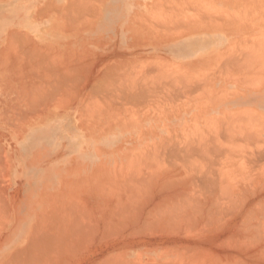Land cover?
<instances>
[{"label": "bare ground", "instance_id": "6f19581e", "mask_svg": "<svg viewBox=\"0 0 264 264\" xmlns=\"http://www.w3.org/2000/svg\"><path fill=\"white\" fill-rule=\"evenodd\" d=\"M71 1L76 2V0H69V5H70ZM77 1H80V0H77ZM80 2H83V0H81ZM91 2H93V1H91ZM181 2H183V1H181ZM76 3H78V2H76ZM87 3H89V2H86V5H87ZM174 3L176 4V2H174ZM178 3H179V1L177 2V5H178ZM55 4H52V5L50 4V7L53 5H54L53 8L56 7L57 5L55 6ZM92 4H94V3H92ZM181 4L179 3V6H181ZM204 4L205 3H203V5ZM67 5H68V3H67ZM190 5H189V7H190ZM193 5H195V4H193ZM203 5H202V7H203ZM70 6H72V5H70ZM161 6H163V5L161 4L160 7ZM179 6H178V8H180ZM46 7L50 8L48 6H46ZM63 7H65V6H63ZM81 7L83 10V6H81ZM196 7H198V6H196ZM196 7H195V9H196ZM261 7H262V4H261ZM173 8H175V7H173ZM213 8L214 7H212V9ZM58 9H60L59 6L56 8V12L59 11ZM77 9L79 10L80 7ZM188 9H190V8H188ZM202 9H204V8H202ZM202 9L200 10L201 12H202ZM209 9H210V7H209ZM3 10H4V13L14 15L13 18L16 20L14 25L17 28L34 31L33 33H31V34H34L33 38L30 35L25 33V36L27 37V39H29V41L32 42V45L37 46L39 48L41 47V50H44V51H46V50L52 51L55 47H57V46H54L55 44L53 45L51 42L48 44L46 43L49 40L45 37V35H47L46 29L49 28L46 26V24L48 22L47 23L46 22H39V21L36 22L34 20L35 14L40 15V14L45 13L43 9H41V11H39V12L36 11L37 12L36 13L35 10H33V8L30 5H28V3L24 2V1L19 2V0H8L6 3H3L0 0V12ZM104 10H105V8H104ZM157 10L159 11V8ZM175 10H176V8L174 9V11ZM216 10H217V8H216ZM51 11L52 10L49 9L48 12H51ZM164 11L170 12V9L169 10L166 9ZM76 12H77V17H78L81 12L80 13H78V11H76ZM189 12H190V10H189ZM194 12H196V11H194ZM247 12H248V10H247ZM70 14H72V12ZM100 14H101V12H100ZM165 14H166V12H165ZM191 14H192V16H195V15H193L192 11H191ZM194 14H197V13H194ZM218 14H220V13L218 12ZM222 14H220V15H222ZM189 15H188V17H189ZM80 16L83 17L82 13ZM116 16H118V15H116ZM239 16H241V15H239ZM159 17H160V15H159ZM217 17H219V16H216L215 18H217ZM73 18H75V17H73ZM124 18H126V16ZM231 18H233V17L231 16ZM194 19L192 21H194ZM77 20H78V18H77ZM181 20H182V18H181ZM186 20L189 21L188 18ZM217 20H218V18H217ZM72 21H74V20H72ZM75 21H76V19H75ZM183 21H184V19H183ZM67 22H70V21H67ZM159 22L156 21V23H158V24L155 26H158L159 24H160L159 25L160 27L165 25V23L164 24L162 23L163 25H161V22H163V21L160 20ZM202 22H204V20L201 21V23ZM206 22H208V21H206ZM70 23H69V25H70ZM82 23H83V21H82ZM184 23H182V24H184ZM195 23L199 24L200 21L194 22L191 25L188 23L185 24V25H187V27L189 26L188 28L184 27L182 25L183 28L180 27L181 30L179 28V30L181 32H179L178 34H175V35H169L168 34L171 37L169 48L172 51H174L173 55H175V54L181 55L180 57H177L176 59L174 57V61H176L180 65H177L176 62H175L176 64H174V62L169 61V60L167 61V63L164 62V63H166V65L168 64L167 65L168 68H169V64H170L171 66L174 65L173 68L179 70L180 72L181 71L187 72V68L185 66H195V65L197 66L198 64H204V63L206 65V63L207 64L210 63V60H211V59L209 60V58H207V57H210L209 54L210 53L213 54L215 51H219L225 46L224 35L222 33L225 31L223 29H221L220 27L214 26L215 23H211V22H210L211 24L208 23L210 25H205L206 23L205 24L202 23L204 26H197V24L195 25ZM193 24H194V26H193ZM179 25H181V24H179ZM177 27H179V26H176V28ZM156 28H158V27H156ZM161 29H163V28H161ZM164 29H166V27ZM168 29H169V26H168ZM167 30H165V31H167ZM2 31H0V32L2 33ZM152 31H153V29H152ZM169 31H170V29H169ZM53 33H54V31H53ZM172 34H174V32ZM158 35H157V37H158ZM160 35H162V34H160ZM165 35H167V34H165ZM53 40H54V38H53ZM29 41H28V44L30 45ZM55 41H56V39H55ZM246 41H247V39H246ZM26 42L27 41H25V43ZM240 42H242V41H240ZM243 44H246V43L244 42ZM259 44L260 43H257L258 48H260ZM25 45H27V44H25ZM239 45H241V44L239 43ZM239 45L237 44V46H239ZM256 46L254 48H256ZM23 47H25V46H23ZM241 47L238 50L242 49ZM233 48L234 47H232V50H233ZM237 48H235V49H237ZM258 48H256V50ZM262 48H264V47H261V49ZM21 49H23V48H21ZM25 49H27V48H25ZM32 49H35V48L33 47ZM248 49H250V48H248ZM24 51H26V50H24ZM24 51L22 52V54H24ZM33 51L34 50H32V52ZM35 51H34V53H35ZM226 51H225V56L227 55ZM53 52H54V50H53ZM235 52L238 53L239 51H235ZM16 53H14L15 54L14 57H16V55H17ZM48 53L49 52H47V54ZM250 53H252V52H250ZM262 53L264 54V52H262ZM29 54H31V53H29ZM44 54H42V55H44ZM77 54H79V53H77ZM234 54H236V53H234ZM50 55H51V53H50ZM239 55H237V56H239ZM258 55H260V53ZM31 56H33V55L28 56L27 59L30 58ZM37 56H38V53H37ZM40 56H39V58H40ZM57 56H59V55H57ZM89 56H91V55H89ZM237 56H235V55L233 57L230 56V58H232V60L226 59L227 63L229 61H231V62L233 61L232 62L233 67H235L238 63L241 62L242 57H243V62L244 61L246 62L247 59H248V61L250 60L249 54H247V56H248L247 58H246V56L244 57V54L243 55L241 54L240 62L237 63V61H234V59H233L235 57L238 58ZM83 57H82V59H83ZM117 57H119V56H117ZM255 57H260V56H257V54H256V56H254V58ZM17 58L18 57H16V59ZM53 58H54V56L52 57V59ZM76 58H79V57H76ZM244 58H246V60H244ZM24 59H26V58H24ZM19 60H21V59H19ZM254 60H253V62H254ZM16 61L14 59L15 63H17ZM60 61H62V60H60ZM133 61L131 59V64ZM163 61L164 60H162V62ZM222 61H225V58ZM238 61H239V59H238ZM248 61L246 63H248ZM258 61H259V59H258ZM31 62H33V60ZM51 62H53V61H51ZM92 62H94V60L91 61V63ZM156 62H158V61H156ZM253 62L250 60L249 63H253ZM80 63L83 64V62H80ZM164 63L162 64L163 66H164ZM222 63L220 64L221 66L219 65L220 69H219L218 75H222L225 72V73H228L227 74V76H228L229 74H231V72H233V71L230 72V70H232V69L236 70L235 68L238 67V65H237V67L232 68L231 63L230 64L228 63L227 65L224 63L226 66H229V65H231V66L227 67V69L230 68V70L228 69L229 71L227 69H224V72L222 71L223 72L222 73L221 67H222V70H223V67L225 68V66H222ZM235 63H237V64L235 65ZM246 63L241 62V65L239 64V67L240 66L243 67V68H240L242 71L238 70L239 72L241 71L240 74L244 71H247L244 73H249L250 70L253 69L252 68L253 66L251 67L248 64L246 66H242V64L245 65ZM255 63H258V62H255ZM20 64H21V62H20ZM57 64H59V63L57 62ZM73 64H75V63H73ZM87 64H88V62H87ZM104 64H105V62H104ZM160 64L155 66V67H160ZM25 65L27 66V64H25ZM41 65H39V66H41ZM102 65L100 66V68L102 67ZM127 65H128V63H127ZM153 65H155V64H153ZM36 66H37V64H36ZM125 66H126V62H125ZM167 66H164V67H167ZM46 67H47V65H46ZM50 67H51V65L49 67H47V69H49V70H47V69L46 70H47V72L51 71V72H49V75H51L52 77H54V74H57V73H55V71L58 72V70L60 71L59 68H61V67H58V68L56 67L55 68L56 70L54 71L53 70L54 67H52L53 69H51ZM118 67L119 66H117V68ZM164 67L161 66V68H163V70L161 69V71L159 72V73H161L162 76L160 74H158V72H157L158 68L157 69L155 68L156 72H157V73L155 72L156 74L152 73L153 71L152 72L150 71L151 72L150 74L151 75L154 74L155 77H158V75H160V77H159L160 79L156 78V80L159 79L158 81H161L163 78L162 72L164 71ZM254 67H259V66L254 65ZM17 68H18V66H17ZM40 68L41 67H39V68L37 67L34 73L36 74L37 73L36 71L39 70ZM63 68H65V67H63ZM135 68H136V66H135ZM104 69H107V68H104ZM130 69H131L130 66L128 69L129 71L124 68V72H122V73H125V70H127L128 73L126 72L125 74H129ZM259 69H261V68H259ZM263 69L264 68H262V70ZM40 70H39V72H40ZM65 70H67V67L65 68ZM133 70H134V67H133ZM177 70H176V72H177ZM197 70L202 71L199 69H197ZM203 70H204V68H203ZM255 70L256 69H253V71H255ZM72 71L74 72V70H72L71 68L70 69L68 68L67 71L63 70L64 73L58 72L57 75H59L60 73H63V74H61V76L63 75L65 77L63 80L61 79L62 81L57 82L58 84L56 82H55L56 84L55 83L53 84V82L59 78L52 79V84H48V85L46 84V81H45V83L42 82V83H44V85L46 84L45 86L39 82L40 86H41V84L43 85L40 88H39V86H37L38 87L37 89L38 90L40 89L39 91L34 87L35 92L37 90L36 93H39V94H37L38 99L36 97H34V98H36L37 100H45L47 107H46V105H44V107H46V108L49 107V109H46L40 105L41 109L44 108L46 111L48 110L46 113L41 114L39 112H36V108L33 106H30L31 110H30V108L28 109L27 105L29 103L32 104V101L35 99H33L31 97L27 101H24L25 100L24 99L23 101L25 103L24 102L23 103L26 105V106L25 105L24 106L27 107L25 109V111L27 109L28 110H27V113L25 112V114H24L25 116L22 114V112H21V115H19L20 117L22 115L24 116V117H22L25 120L24 122H22L23 124L21 126H18V127H15V126L12 127V125H11V128H8L5 130H0L1 131L0 132V264H264V185H261V184L253 185L250 183L249 186L247 184L235 185L234 188H232V186H228L230 183L228 185H226L227 179L225 180L223 178V177H225L224 166L221 167V165H223V159L225 160V157L227 155L229 156L230 154H232L231 152H234V151L230 152V148H227V146H225L226 143H231L229 141L231 136L226 137L227 135H229V132L228 131H226V133L225 132H219V130L223 131V129H225V128H223V127L220 128L217 124V126L220 128V129L218 128L219 133L215 132L217 130H215L214 133H213V131H211V133L214 134L211 136L209 134L211 129L209 131H207V132H209L208 134L212 138H210V136H209V139H208L207 138L208 136L206 137V134L204 136V134H201V132H200L201 137L199 136V138L195 137V136L189 137V135H188V138L185 137L183 140H181V138H180V141L172 142L171 141L172 139H179V137L176 136V132H175L174 136L170 133V129L168 131L166 130V134L168 136L167 135L166 136H163V135L160 136V135L156 134L159 126H163L165 128H167L169 126L167 124H163L162 122H159L158 118H159V116L162 117L165 114L169 115L168 113H170V111L169 112L168 111H164V112L145 111V114H142L141 116H139V114L132 116L130 113H128L130 110L135 111V109H138L139 107L145 108L144 104H146V106H147V104H149V106L150 105L151 106L152 105L158 106V103L160 105L161 99L162 100L164 99L163 101H161V104H162V102L167 103V105L171 109L173 108V106H176L177 108H179L178 106H180V104L183 106V104H182L183 100L182 99H184V102H189L188 100H192L194 102L196 99L199 98V96H201L203 94L205 95L204 92L212 89L209 86L212 84L215 85V82L218 81V78L217 79L215 78L216 81L214 83H213L214 79L211 82L210 81L208 82V79H210L211 76L210 77L207 76L208 79H205V78H207L205 76V78H203V81L207 80L206 82H203L202 79H200L201 82L200 81L195 82V81L191 80V83L188 82V84H185V85H182L184 83H181V85H177L178 80L173 79L177 83L174 84V82H173L171 84V81L170 82L168 81L169 82L168 84H165V82H164V84H161V83L156 84L153 82L150 83L149 77L151 75L147 73L150 76L146 77V75H145L146 71L142 68L141 72H143L142 77H145V78H143V79H145L144 81H142L143 79L141 77L139 78L141 73H140V70L139 71L137 70L136 72H134V74L132 76H130V78L133 77L135 75V73L139 72L140 75L136 74V77L138 75V79H137L138 81L133 80V78L135 77L134 76L131 79V80H133V82L130 80L132 82V83L129 82L130 84L128 83L125 85H117V83L112 82V83H114V85H109V83L107 84V82H106L103 84L101 83L102 85H105L103 89L99 90L100 89V87H99L98 89L93 88L91 90V92L96 94L97 97L99 94L101 95L103 93H104L103 96L106 94H107V96L110 95V97H107V98L106 97L104 98L101 95L102 96V102L110 101L112 103L108 102V104L114 103L115 104V105L113 104L114 109H115V107H116V110L121 109L120 111L117 110L118 112H121L122 109H124L123 112L126 110L128 111V112L126 111L127 113L125 116L122 115L123 113L121 112L122 113V114H120L121 117L117 116L118 114L114 115L113 112L111 111V113L114 115V119L112 118L113 115L110 116L111 117L110 121H112V119H113V121L109 122V119H108L109 123H106L107 127L105 126V128H103L102 126L99 125L100 128H102V129H97V128H99V126H97V128L95 127L97 132H94L93 134H84L83 136H85V138L84 137H76V135H74V133L69 134V135L62 133V135L59 136V135H57L59 133L57 131L58 129L49 130L48 132H46V134H43L41 136H38V135L35 136V135L30 134L29 132L32 129H34L36 126L46 125V124L47 125H53L54 123H52V121H55V119L58 118V116L55 114L57 112H60V110L63 112H69L70 111V108L65 107V106H69V104L67 105V103H69V102H67L65 106H62L63 105L62 101L59 103V101H56V102L54 101V100H56L55 98L54 99H49V98H51L53 95L55 97V94L59 93V89H60V91H62L61 93H63V94L64 93L67 94V93L71 92L70 88H72V86L74 87V85H69V83L74 84V82L76 80L80 79V78L76 79L77 77H80V76H77V77L75 76L76 78L75 77L72 78V75H70V74L74 75V73H72ZM260 71H257V72L259 73ZM90 72H88V73H90ZM166 72L167 73L165 76H167V74H168V71H166ZM176 72H173V73H176ZM184 72H183V76H184ZM220 72H221V74H220ZM235 72L237 73V70ZM84 73H86V71ZM107 73H109V71ZM132 73L133 72L131 70L130 74H132ZM217 73L218 72H215V74H216L215 76H218ZM253 73L256 74V71ZM262 73H263V71H262ZM114 74H116V73H114ZM125 74H124V76H125ZM181 74H182V72H181ZM237 74H239V73H237ZM37 75H39V74H37ZM51 76H50V78H51ZM165 76H164V79H166V78L169 79L168 77H170L171 75L167 76L166 78H165ZM178 76L181 77L182 75L181 76L178 75ZM178 76H176L177 79L179 78ZM186 76H188V75H186ZM19 77H22V76H19ZM188 77H189L188 80H190V76H188ZM54 78H56V77H54ZM220 78H221V76H220ZM262 78L264 80V77H262ZM24 79H26V77ZM69 79L70 80L74 79V80L70 81ZM140 79H142V80H140ZM180 79H182V78H180ZM211 79H212V77H211ZM40 80L41 79H39V81ZM68 80H69V83H67ZM118 80H119V78H118ZM183 80H184V78H183ZM197 80H199V79H196V81ZM108 81H110V80L108 79ZM226 81L232 82V80H227V79H226ZM235 81H233V83H236ZM88 82H90V81H88ZM180 82H183V81H180ZM184 82L186 83L187 81L185 80ZM192 82H194V83H192ZM47 83H49V82H47ZM76 83L78 84V82H75V86L77 88ZM90 83H92V82H90ZM106 84L109 85L108 87L110 89L106 88V90H105V87H107ZM58 85H60V86H59V89L57 91ZM207 85H208V88H210V89L206 88ZM67 87H70V88L67 89ZM92 87H94V86L92 85ZM95 87L96 88L98 87V85L96 86V83H95ZM256 87H257V89H256ZM61 88L65 89L64 90L65 92ZM213 89L210 90V95H212L211 92L213 93ZM254 89H255L254 92H252L253 90H251L248 94L245 95V97L243 99L252 105V113L255 114V117H256V119L254 118L255 122H256V120L260 121V119H257V117L261 118L262 119L261 121L264 122V81H262V83L260 81L259 87L255 86ZM102 90H103V92H101ZM13 91H15V90H13ZM66 91H67V93H66ZM77 91H76L75 95L78 96ZM25 92H27V91H25ZM25 92H23V93H25ZM32 92H34V91L32 90ZM32 92H30V93L33 94V95H31L33 97L35 95V93H32ZM72 92H73V90H72ZM83 92H84V89L82 90V93ZM61 93H59V94H61ZM17 94L18 93L16 92V95ZM26 94H29V93L27 92ZM163 94L166 96L163 97L162 96ZM194 94H196L197 96ZM214 94H213L214 96L212 95V97L214 99L213 98H211V99L214 100L213 103H214V106H216V103L219 104L221 101L220 102L218 101L219 102L218 103L217 100H220V99L217 98V100H215L216 99L215 97H217L216 96L217 94L216 93H214ZM16 95H14V96H16ZM62 95H60V96L62 97ZM68 95H70V93ZM206 95H209V93H207ZM225 95H226V93H225ZM25 96H21V97L24 98ZM41 96H44V97H41ZM45 96L47 97V100L44 99ZM57 96H59V95H57ZM57 96H56V98H57ZM77 96H75V97H77ZM96 96H95V99L97 98ZM114 96L119 97V98L115 99ZM168 96L172 99H170ZM193 96H195L197 98H195V97L191 98ZM222 96L223 95H220L219 97H222ZM72 97L73 96L71 94V96L68 98H71V100H72ZM167 97L169 98L170 101L166 100ZM201 97H200V99L202 100V98H204V97H202V98ZM18 98H19V96H18ZM208 98H209V100H211L210 96ZM226 98H228V97H226ZM57 99H59V98H57ZM73 99H74V97H73ZM100 99H101V97H100ZM100 99H99V102H100ZM205 99L207 100V98H205ZM20 100H21V98H20ZM209 100L206 102H211ZM221 100H223L222 102H225L224 98H221ZM225 100L228 101L227 99H225ZM64 101H65V99H64ZM68 101H70V100H68ZM94 101H93V99H92V101H90V104H92L93 106L95 104ZM117 101H119V102L117 103ZM17 102H18V100H17ZM39 102H41V101H39ZM86 102H89V99H87ZM99 102H98L99 105L96 104V105H98V108H96V109L97 110L100 109L99 110L100 112L103 109L106 110L105 109L107 107L106 104H105L106 107L103 108L104 104L102 103L103 105H102V107H100L101 105ZM178 102H180V104ZM83 103H80V104H83ZM174 103H175V105H173ZM70 104H72L71 101H70ZM85 104H87V103H85ZM176 104H178V105H176ZM193 104L191 103V105L194 107L195 103H193ZM197 104L199 105V103H197ZM12 105L9 106V104H8L7 106H8V108L9 107L12 108V107H14ZM96 105H95V107H96ZM198 105L196 107H199ZM15 106H16V103H15ZM85 106H88V105H85ZM85 106H84V104H83V107L80 106L81 107L80 111L85 110L84 109ZM89 106H91V105H89ZM89 106H88V108H89ZM110 106H109V109L111 108V110H112V107H110ZM162 106H164V104H162ZM202 106H200V107H202ZM212 106L213 105H211V107ZM95 107H93V108H95ZM161 107H159V108H161ZM193 107H191V108H193ZM11 108H9L10 111H11ZM39 108L40 107L37 106V110ZM82 108H83V110H82ZM85 108H87V107H85ZM93 108H89V109L92 110ZM101 108H102V110H101ZM18 109L20 111L22 110L21 107ZM161 109L165 110V107L164 108L162 107ZM157 110L158 109H156V111ZM209 110H206V112ZM241 110H243V109H241ZM249 110L250 109L247 108L245 111L248 112ZM39 111H40V109H39ZM80 111H78V112H80ZM95 111H94V113H95ZM107 111H108V109H107ZM117 111H115L114 113L116 114ZM11 112L13 113V110ZM85 112L88 113L91 111L87 112V110H85ZM85 112L80 114L79 116H82V115L86 116ZM250 112H248V114ZM96 113H97V111H96ZM102 113L98 112L97 114L100 115ZM107 113L108 112H106V114L104 113V115H106L109 118ZM201 113H203V112H201ZM228 113L229 112H227V115H228ZM2 114H4V112H2ZM14 114H15V112L13 113V115ZM95 114H93V115H95ZM205 114H207V113H205ZM239 114H241V113H239ZM239 114L237 113V115H235V114L234 115L239 118ZM90 115H92V113ZM109 115H110V111H109ZM6 116H7V114L5 115V117ZM69 116H71V115L65 114L64 117L62 118L63 122H65L66 124L68 123V124H72V125H74V124L77 125V123H76L77 120L75 118H69ZM96 116L97 115H95V117ZM116 116L119 118L115 119ZM202 116H203V114H201V116H199V117H202ZM247 116L249 117L252 115H247ZM253 116H252V119H253ZM95 117H93V118H95ZM203 117H202V119H203ZM215 117H218V116H215ZM10 118H11V116L9 117V119ZM16 118H17V116H16ZM209 118L210 117H208V119ZM242 118H246V117H242ZM7 119L8 118L6 117V120ZM82 119L86 120V118H82ZM208 119H206V116L203 119V121L205 120V122L207 120V123H206L207 125H208ZM214 119L212 118L213 122H214ZM220 119H222V117H220ZM228 119L229 118H227V121H228ZM2 120H3V118H2ZM17 120H19V119H17ZM217 120H219V117ZM253 120H252V122H253ZM9 121L10 120H7L6 123ZM57 121L59 123V121H61V120H57ZM227 121L224 122L225 126L228 124L226 127L231 128L232 125L230 124V126H229L230 122L228 121L229 122L228 123ZM12 122H13V119H12ZM79 122H80V120H79ZM95 122H96V120H95ZM236 122H238V121H236ZM245 122H247V120L244 121V123ZM252 122H251V125L255 123V122L254 123H252ZM55 123H57V122H55ZM81 123L82 124L78 125V127H80V129L84 132L89 131L88 127L85 126L86 123L85 124H83V122H81ZM222 123H221V126H223ZM241 123H242V121H241ZM256 123L259 124V126L262 125V124L260 125V122L259 123L256 122ZM206 124L204 123V125H206ZM210 124L211 123L209 122V125ZM17 125H20V123ZM149 125H151V127H148ZM91 126H94V124L92 125V123H91ZM53 127H56V126H53ZM149 128H151V129H149ZM161 129H163V128H161ZM212 129H214V128H212ZM259 129H260V127H259ZM130 130L131 131L133 130V132H131V134L128 133ZM198 131L199 130H197V132ZM232 131L233 130H231V132ZM171 132H173V131H171ZM183 132H186V131L184 130V131H182V133ZM207 132L204 130V132H202V133H207ZM263 132H262V134H263ZM5 133H8V135L21 136V139L17 142V145H16V154L14 156L12 155L11 157L9 155L5 154L6 147H5V149H3V147H1L2 146L1 140L3 141L4 138H7ZM177 133H179V132H177ZM38 134H41V133H38ZM127 134H129V135H127ZM169 134H171V136ZM180 134H178V136H180ZM223 134H224V136L226 134L227 135L224 137ZM10 137L12 138V136H10ZM10 137L8 136V139H10ZM40 137H41L42 141L45 143L43 144V147L41 148V150L39 149L37 152H34L35 154H32L34 147H35L32 145V143L35 140L39 139ZM232 138H234V137H232ZM236 138L237 137L235 135V140H237ZM238 138H239V136H238ZM259 138H261V137H259ZM16 139L15 140L13 139V141H16ZM244 140L249 141V142L253 141L254 145H255V143L259 142V139H257L255 134H252L251 132H249L248 135L243 137V142H244ZM93 141H95V143H96L95 146H93L94 145ZM63 142H66V143H63ZM262 142H264V141L262 140ZM251 143L252 142H250V144ZM234 144H235V141H234ZM262 144H264V143H261L260 145H262ZM38 145L39 144L36 145L37 148H38ZM228 146H231V145L229 144ZM246 147L248 148V146H246ZM13 148H15V147L13 146ZM233 148L234 147H232V150H233ZM251 148H253L252 145H251ZM228 150H229L230 154L226 153ZM245 152L247 153V149L245 150ZM249 154H250V156H248V157L250 160L248 161V157L246 158V160H247L246 162H250L248 164H251V166L252 165L253 166H260V165L263 166L264 165V147H262V148L259 147L257 150H253V153L249 152ZM30 156L33 157V161L27 162L26 160L29 159ZM231 156H233V154ZM39 158L45 159V162L46 163L48 162L47 165H50L48 172H46L45 174H41L39 179H37L36 181L34 180V181L30 182V181H28V179L25 181L24 177L26 174L27 167L33 165V163L35 162V159H39ZM141 158H143L144 160ZM205 158H206V160L207 159L208 160L206 161ZM227 158H231V157L229 156ZM165 160H168V161H165ZM57 161H58V163H56ZM96 161H97V163H96ZM205 162L206 163L209 162L210 164L209 163L205 164ZM52 164H54V165H52ZM225 164H226V162H225ZM166 165L168 167H166ZM213 165H216L219 168H217L215 166L217 169L214 167V171H213V168H212ZM163 166H165V167H163ZM205 166H209L212 170H209V167H205ZM246 166H249V165L246 164ZM157 167H159V169H157ZM215 169H216V171H215ZM252 171L253 170L251 169V172ZM249 174H251V173H249ZM255 175H257V174H255ZM259 178H260V176H259ZM254 180H255V178H254ZM254 183H256V182H254ZM26 186H27V188H26ZM232 190H234V191H232Z\"/></svg>", "mask_w": 264, "mask_h": 264}, {"label": "rangeland", "instance_id": "374dc122", "mask_svg": "<svg viewBox=\"0 0 264 264\" xmlns=\"http://www.w3.org/2000/svg\"><path fill=\"white\" fill-rule=\"evenodd\" d=\"M22 1H24V2H26V3H28V5H30L32 8H33V10H35V12L37 11V12H39V11H41V9H43L44 10V12L45 13H43V14H40L39 15V18L40 19H48L49 17H51V16H54V17H56L57 19H58V25H59V27L58 26H55V27H53V28H56V27H58V28H60V29H62L64 32H65V34H67V40H66V43H67V46H65L66 47V53L65 54H53V56H54V58L52 59V54L51 55H45V56H49L48 57V59L47 60H45V61H43V62H40V63H37V66H36V63L34 64L33 62H31L32 60H33V58L34 59H36L37 57V59H39V55L37 56H35V53H33L32 52V44L30 43V45L28 44V42H26L25 43V41L27 40V39H25V38H22L20 35H15V36H12V37H10L8 40H9V43L7 44V46H8V49H7V51L5 52V54L3 55V57H5V61L7 62V61H9V62H7L5 65H6V68L4 69V68H0V124L1 125H12V127H18V126H21L23 123L22 122H24L25 120L22 118V116L20 117L19 115H21V112L22 113H25L26 111H23L24 110V101H26V100H28V99H30V97L31 98H34V97H37V93L35 92V85H31V84H29V83H32V81L33 82H45V81H50V82H52V79H54L53 77H49L47 74H48V72L46 71V68L47 67H49L50 65H51V67H67V68H71L72 70L74 69V76H80V77H78V78H80L79 79V81H81L82 82V86L80 85V86H78L77 85V88H76V86H74V89H72L71 88V92H69L70 93V95H68L69 93H67V91H66V93L67 94H65V95H62V97L60 96L61 94H56L55 95V102L56 101H59V103L62 101V106H65L66 105V103L67 102H69V103H67V105L69 104V106H65L66 108H70V113H72L73 114V116L77 119V121H78V123L80 124L81 122H83V124H85L86 123V125L85 126H87L88 128L90 127L91 129H94L95 127L97 128V126H102L103 128H105V126L107 127V124L106 123H109V122H112L113 121V119H114V115H117V116H120L121 117V115L120 114H122V115H126V113L128 112L127 110V112L126 111H124L123 112V110L124 109H122V113L121 112H118V111H120L121 109H117L116 110V107H115V109H114V107H113V104H108V102H110V101H105V102H102V96H103V94H97L98 95V97L94 94V93H92L91 92V90L93 89V88H95V89H98L99 87H100V89L99 90H101V89H103L104 88V86L105 85H102L103 83H106L107 82V84L108 83H110V81L111 82H116V83H121V82H127V81H130L134 76V78H133V80H136V79H138V75H137V77H136V74H139L140 75V73H141V75L139 76V78L141 77V78H143L142 76H143V72H141V69L143 68L145 71H146V77H148V76H150L151 74V72L152 73H155L156 72V69L158 68H160L159 70L157 69V72H158V74H160L161 75V73H159L160 71H161V69L163 70V68H161V66L162 67H164V66H167L166 65V63H167V61L169 60V61H172V62H174V64H176L177 62L176 61H174L173 59H172V55L170 54V48H169V46H170V36L169 35H175V34H178L179 32H181L180 30H181V28H183L182 27V25L184 26V27H187V25H185V24H190L191 22L192 23H194V22H198V21H200V23L198 24V23H195V25L197 24V26H204L203 24H205V25H210L211 23H215L214 24V26H217V27H220L221 29H223L225 32H227L228 34H229V48H228V50L226 51V50H224V51H221V53H219V54H217V57L215 58V59H213L210 63H206V65H205V63L204 64H198L196 67L195 66H185L186 68H187V72H184V71H181L182 72V74H181V72L179 71V70H177V69H175V68H173V66H171L170 64H169V68H168V66L167 67H164V71L162 72V74H163V78H162V80H163V82H174V84L175 83H177V82H175L174 80H178V84L177 85H181V83H184V84H182V85H185V84H188V82H190L191 83V80H193V81H195V82H198V81H200V79H202V81H203V78H205V76L207 77V76H211L212 77V79H211V77H210V79H208V77L207 78H205V79H208V82L210 81H212L213 79V83L216 81L215 80V78L217 79L218 78V81L217 82H215V85H210L209 87L210 88H214L213 89V93L211 92V94L213 95L214 93H216L217 95V97H215L216 99L215 100H217V98H219L220 100H217V102L219 101H223V100H221V98H224V101L225 102H218L219 104H217L216 102V106H214V100H212L211 98H213L212 97V95H210V90H212V89H210V88H208V85L206 86V88L207 89H210V90H207L206 92L207 93H209V95H206L207 93L206 92H204L205 93V97L203 96V95H201L202 97H204V98H202L201 96H199V98L198 99H194L195 101L193 102L192 100H188L189 102H184V99H182L183 100V106L180 104V102H178L179 104H180V106H178L179 108H177L176 106H173V108L171 109L168 105H167V103H163L162 102V104H164V106H162V104H161V102H160V105L164 108L165 107V110H162L161 108V106L159 105V103H158V106L156 105H150L149 106V104H147V106H146V104H144L145 105V108L143 107H139L138 109H135V111H132V110H130L128 113H130L132 116H135V115H137V114H139V116H141L142 114H145V111H153V112H164V111H170V113H168L169 115L171 114V116H169V115H167V114H165V115H163L162 117H160L159 116V118H158V121L159 122H162L163 124H167V125H169L167 128H165V127H163V126H159L158 127V130H157V135H160V136H166L167 134H166V130L168 131L169 129H170V133L174 136V134H175V132H176V136L177 137H179V139H172L171 141L172 142H175V141H180V138H181V140H183L185 137H187L188 138V135H189V137H193V136H195V137H198L199 138V136H200V132H201V134H204V136H205V134H206V137L209 139V136L211 135H214L213 133H214V131L215 130H217V131H215V132H218V128L220 127H223V128H225V129H223V131L221 130H219V132H225L226 133V131H228L229 132V135H225L226 137H230L231 136V140L229 139V141L231 142V143H226L225 144V146H227V148H230V152L231 151H234V152H231L232 154H233V156H231L232 154H230V152H229V150L226 152L227 154H230L229 156L231 157V158H227V157H229L228 155L225 157V160L223 159V165H221V167L222 166H224V171H225V177H223L225 180L227 179V182H226V185H228L229 183V185L228 186H232V188H234V186L235 185H243V184H247L248 186H249V184L251 183V184H253V185H257V184H261V185H264V165L262 166V165H260V166H251V164H248V163H250V162H246L247 160H246V158L248 157V156H250V154H249V152L250 153H253V150H257L259 147H264V144H262V145H260L261 143H264V142H262V140L264 141V122L263 121H261L262 119L261 118H258L257 117V119H260V121H258V120H256V122H260V125L261 126H259V124H257L256 122H255V119H256V117H255V114H253L252 113V105L251 104H249V102H247V101H245L243 98L245 97V95L246 94H248L251 90H253L252 92H254V88H255V86H258L259 87V83H260V81H261V83H262V81H264L263 80V78L262 77H264V69L262 70V68H264V54L262 53V52H264L263 50H264V48H262L261 49V47H264V0H129V1H132V4L131 5H129L128 6V9H124L123 11H125V16L127 17V19H126V22H125V25H126V28H127V31H126V35H127V37H125V38H121L120 37V35L118 34H116V31H117V29H116V27L114 28V25H115V23H113L112 25H113V28H110V29H107V28H105V26H104V24H103V17H107L106 16V13H105V15H104V13H103V11H104V2H105V0H83V2H80V1H77L76 0V2H78V3H76L75 1H71L70 2V5H72V6H70L69 5V0H65V1H60V0H19V2H22ZM91 1H93V2H91ZM129 1H127V4H128V2ZM142 1V2H141ZM170 1V2H169ZM179 1V3L181 4V6H179V3H178V5H177V2ZM181 1H183V2H181ZM46 2V3H45ZM59 2V3H58ZM86 2H89V3H87V5H86ZM141 2V3H140ZM162 2V3H161ZM174 2H176V4L174 3ZM56 3V4H55ZM66 3V4H65ZM67 3H68V5H67ZM92 3H94V4H92ZM167 3V4H166ZM174 5H172V4ZM185 3V4H184ZM187 3V4H186ZM203 3H205L204 5H203ZM44 6H43V5ZM50 4L52 5V4H55V6L56 7H54L53 8V6H51L50 7ZM65 4V5H64ZM142 4V5H141ZM163 5V6H161L160 7V5ZM166 4V5H165ZM190 5V7H189V5ZM193 4H195L196 6H198V7H196L195 5H193ZM261 4H262V7H261ZM65 6V7H63V6ZM67 5V6H66ZM77 5V6H76ZM86 5V6H85ZM201 5V6H200ZM202 5H203V7H202ZM208 5V6H207ZM43 6V7H42ZM46 6H48V7H50V8H47ZM59 6V8L60 9H58L59 11L58 12H56V8ZM80 7V9L78 10L77 8H79ZM81 6H83V10H82V7ZM178 6L180 7V8H178ZM187 6V7H186ZM194 6V7H193ZM257 6V7H256ZM259 6V7H258ZM41 7V8H40ZM46 7V8H45ZM86 7V8H85ZM130 7V8H129ZM170 7V8H169ZM173 7H175L176 8V10L174 11V9L175 8H173ZM195 7H196V9H195ZM204 8V9H202V8ZM209 7H210V9H209ZM212 7H214L213 9H212ZM159 8V11L157 10ZM169 10L170 9V12L169 11H164V10ZM173 8V9H172ZM188 8H190V9H188ZM216 8H217V10H216ZM49 9H51L52 11L51 12H48L49 11ZM72 11H71V10ZM87 9V10H86ZM116 9H117V14L119 15H123V12H122V10H121V8H120V6H119V3L117 4V7H116ZM193 9V10H192ZM195 9V10H194ZM199 9V10H198ZM202 9V12L200 11ZM252 9V10H251ZM54 10V11H53ZM173 12H172V11ZM180 10V11H179ZM189 10H190V12H189ZM247 10H248V12H247ZM47 11V12H46ZM69 11V12H68ZM76 11H78V13H82V15H83V17L82 16H80L81 15V13L79 14V16L77 17V12ZM157 11V12H156ZM163 13H162V12ZM182 11V12H181ZM186 13H185V12ZM191 11H192V13H193V15H195V16H192V14H191ZM194 11H196V12H194ZM222 11V12H221ZM2 12V11H1ZM36 12V13H37ZM72 12V14H70ZM75 12V13H74ZM93 12V13H92ZM100 12H101V14H100ZM165 12H166V14H165ZM218 12L220 13V14H222V15H220V14H218ZM229 12V13H228ZM251 12V13H250ZM68 15H67V14ZM91 13V14H90ZM194 13H197V14H194ZM207 13V14H206ZM210 13V14H209ZM231 13V14H230ZM236 13V14H235ZM87 14V15H86ZM190 14V15H189ZM206 14V15H205ZM258 14V15H257ZM43 15V16H42ZM76 15V16H75ZM159 15H160V17H159ZM188 15H189V17H188ZM205 15V16H204ZM229 15V16H228ZM235 15V16H234ZM239 15H241V16H239ZM71 16V17H70ZM170 16V17H169ZM211 18H209V17ZM216 16H221L220 18L219 17H217L218 18V20H217V18H215ZM223 16V17H222ZM231 16L233 17V18H231ZM73 17H75V18H73ZM116 17H118V16H116ZM237 17V18H236ZM77 18H78V20H77ZM83 18V19H82ZM88 18V19H87ZM181 18H182V20H181ZM188 18V20L189 21H187L186 19ZM194 19V21H192L193 19ZM206 18V19H205ZM228 18V19H227ZM71 19V20H70ZM75 19H76V21H75ZM82 19V20H81ZM85 19V20H84ZM149 19V20H148ZM167 19V20H166ZM183 19H184V21H183ZM232 19V20H231ZM70 21V22H67V21ZM72 20H74V21H72ZM80 20V21H79ZM163 21V22H161V25H163L164 23H165V25H163V26H155V25H157L158 23H156V21ZM204 20V22H202L201 23V21H203ZM82 21H83V23H82ZM147 21V22H146ZM174 21V22H173ZM187 21V22H186ZM206 21H208V22H206ZM73 22V23H72ZM75 22V23H74ZM78 22V23H77ZM85 22V23H84ZM97 22V23H96ZM185 22V23H184ZM211 22V23H210ZM69 23H70V25H69ZM77 23V24H76ZM82 23V24H81ZM88 23V24H87ZM149 23V24H148ZM154 23V24H153ZM160 23V22H159ZM163 23V24H162ZM168 23V24H167ZM181 24V25H179V24ZM182 23H184V24H182ZM191 23V24H192ZM208 23H210V24H208ZM172 24V25H171ZM178 24V25H177ZM190 24V25H191ZM217 24V25H216ZM71 27H69V26ZM84 27H83V26ZM167 25V26H166ZM172 27H171V26ZM175 25V26H174ZM154 26V27H153ZM168 26H169V29H170V31H169V29H168ZM176 26H179V27H177L176 28ZM193 26H194V24H193ZM156 27H158V28H156ZM160 27V28H159ZM166 27V29H164ZM181 27V28H180ZM189 27V26H188ZM187 27V28H188ZM191 27V26H190ZM161 28H163V29H161ZM179 28H180V30H179ZM152 29H153V31H152ZM168 29V30H167ZM178 31H177V30ZM165 30H167V31H165ZM92 31V35L93 36H89V33ZM119 31V30H118ZM183 31V30H182ZM159 32V33H158ZM174 32V34H172ZM93 33H95V34H93ZM159 34V35H158ZM160 34H162V35H160ZM165 34H169L168 36L167 35H165ZM157 35H158V37H157ZM162 36V37H161ZM165 37V38H164ZM169 39H168V38ZM167 38V39H166ZM246 39H247V41H246ZM15 40V41H14ZM21 40V41H20ZM28 41V40H27ZM141 41V42H140ZM240 41H242V42H240ZM250 41V42H249ZM254 41V42H253ZM258 41V42H257ZM263 41V42H262ZM20 42V43H19ZM246 43V44H243V43ZM249 42V43H248ZM252 42V43H251ZM260 43L259 44V47L260 48H258V45H257V43ZM23 43V44H22ZM100 43V44H99ZM239 43L241 44V45H239ZM18 44V45H17ZM22 44V45H21ZM25 44H27V45H25ZM237 44L239 45V46H237ZM255 44V45H254ZM262 44V45H261ZM133 45V46H132ZM236 45V46H235ZM246 45V46H245ZM250 45V46H249ZM257 45V46H256ZM18 46V47H17ZM20 46V47H19ZM23 46H25V47H23ZM31 46V47H30ZM242 46V47H241ZM245 46V47H244ZM256 46V48H258L257 50H256V48H254ZM14 47V48H13ZM232 47H234L233 48V50H232ZM238 47V48H237ZM242 48V49H240V50H238L239 48ZM254 49H253V48ZM18 48V49H17ZM21 48H23V49H21ZM25 48H27V49H25ZM235 48H237V49H235ZM248 48H250V49H248ZM21 49V50H20ZM31 49V50H30ZM260 49V50H259ZM13 50V51H12ZM24 50H26V51H24V54H22V52ZM29 50V51H28ZM230 50V51H229ZM22 51V52H21ZM31 51V52H30ZM80 51V52H79ZM225 51H226V53H227V55L225 56ZM235 51H239L238 53L237 52H235ZM242 51V52H241ZM262 51V52H261ZM17 52V53H16ZM21 52V53H20ZM76 52V53H75ZM245 52V53H244ZM247 52V53H246ZM250 52H252V53H250ZM260 53V55H258L259 53ZM14 53H16L17 55H16V57H18L17 59H16V57H14L15 56V54ZM27 53V54H26ZM29 53H31V54H29ZM33 53V54H32ZM77 53H79V54H77ZM232 53V54H231ZM234 53H236V54H234ZM255 53V54H254ZM91 55V56H89V55ZM117 54V55H116ZM230 54V55H229ZM240 54V55H239ZM241 54L243 55L244 54V57L246 56V58L248 57L247 56V54H249V56H250V60L253 62V60H254V62L253 63H249L250 62V60L248 61V59L246 60V58H244V60H246V62L248 61V63H246L245 61L243 62V57L241 58V62L242 63H246L245 65L244 64H242V66H246L247 64L249 65V66H253L252 68L253 69H256L255 71H256V74L255 73H253V72H255V71H253V69H251L250 70V72L249 73H244V72H247V71H244V72H242L241 74H240V72L242 71L240 68H243V67H239V64L241 65V62H240V56H241ZM252 54V55H251ZM256 54H257V56H260V57H255L254 58V56H256ZM263 54V55H262ZM22 55V56H21ZM26 55V56H25ZM30 55H33V56H31L30 58H28L27 59V57L28 56H30ZM57 55H59V56H57ZM224 55V56H223ZM237 56V55H239V56H237L238 58H233L234 59V61H237V63L238 62H240V63H235V65L237 64L238 65V67H237V65L235 66V67H237V68H235V67H233V61L231 62V61H229L228 63L230 64L231 63V65H229V66H231L232 68H235L236 70H237V73H239V74H237L235 71L236 70H230V68H228L229 70H230V72L231 71H233V72H231V74H229L228 76H227V74L228 73H225L224 72V69H227V67H229V66H226L228 63H227V60H232V58H230V56L231 57H233V56ZM56 56V57H55ZM84 56V57H83ZM116 56V57H115ZM117 56H119V57H117ZM135 56V57H134ZM140 56V57H139ZM164 56V57H163ZM40 57H42V55L40 56ZM76 57H79V58H76ZM82 57H83V59H82ZM115 59H114V58ZM166 57V58H165ZM229 57V58H228ZM253 59H252V58ZM24 58H26V59H24ZM51 60H50V59ZM85 58V59H84ZM111 58V59H110ZM127 58V59H126ZM145 58V59H144ZM162 58V59H161ZM225 58V61H222L223 59ZM259 59V61H258V59ZM14 59H15V61L18 63H15L14 62ZM19 59H21V60H19ZM55 59V60H54ZM81 59V60H80ZM100 59V60H99ZM131 59H132V64H131ZM154 59V60H153ZM161 59V60H160ZM227 59V60H226ZM238 59H239V61H238ZM19 60V61H18ZM58 60V61H57ZM60 60H62V61H60ZM78 62H77V61ZM94 60V62H92L91 63V61H93ZM109 60V61H108ZM143 60V61H142ZM160 60V61H159ZM162 60H164L163 62H162ZM257 60V61H256ZM261 60V61H260ZM28 61V62H27ZM34 61V60H33ZM48 61V62H47ZM51 61H53V62H51ZM59 63V64H57V62ZM83 62V64L82 63H80V62ZM156 61H158V62H156ZM13 62V63H12ZM20 62H21V64H20ZM30 62V63H29ZM48 64H47V63ZM56 62V63H55ZM64 62V63H63ZM87 62H88V64H87ZM104 62H105V64H104ZM125 62H126V66H125ZM155 62V63H154ZM161 64H160V63ZM164 62H166V63H164ZM176 62V63H175ZM223 62V63H222ZM255 62H258V63H255ZM62 63V64H61ZM73 63H75V64H73ZM86 65H85V64ZM95 63V64H94ZM127 63H128V65H127ZM148 63V64H147ZM164 63V66L162 65ZM222 63V66H225V68L223 67V70H222V67H221V72L223 73L222 75H218L219 74V69H220V64ZM226 65H225V64ZM25 64H27V66L25 65ZM42 64V65H41ZM44 64V65H43ZM53 64V65H52ZM56 64V65H55ZM65 64V65H64ZM78 64V65H77ZM103 64V65H102ZM122 64V65H121ZM138 64V65H137ZM147 64V65H146ZM153 64H155V65H153ZM160 64V67H155V66H157V65H159ZM255 66H259V67H254V65ZM262 64V65H261ZM22 65V66H21ZM39 65H41V66H39ZM46 65H47V67H46ZM49 65V66H48ZM55 65V66H54ZM64 65V66H63ZM69 65V66H68ZM80 65V66H79ZM102 65V69L100 68V66ZM136 66V68H135V66ZM149 65V66H148ZM177 65H180L179 63H177ZM220 65V66H219ZM261 65V66H260ZM0 66H1V62H0ZM17 66H18V68H17ZM73 66V67H72ZM117 66H119L118 68H117ZM124 66V67H123ZM129 66L131 67V69H130V73H131V70H132V74H125L126 72L128 73V69H129ZM134 67V70H133V67ZM142 66V67H141ZM150 68H148V67ZM152 66V67H151ZM204 66V67H203ZM31 67V68H30ZM39 68V67H41L39 70H40V72H39V70H37L36 72V74L34 73L35 72V70H36V68ZM50 67V68H51ZM80 67V68H79ZM83 69H82V68ZM86 67V68H85ZM88 67V68H87ZM91 67V68H90ZM113 67V68H112ZM123 67V68H122ZM208 67V68H207ZM210 67V68H209ZM219 67V68H218ZM24 68V69H23ZM29 68V69H28ZM99 68V69H98ZM104 68H107V69H104ZM118 70H117V69ZM124 68L125 69H127V70H125V73H122V72H124ZM156 68V69H155ZM166 68V69H165ZM203 68H204V70H203ZM246 68V67H245ZM259 68H261V69H259ZM17 69V70H16ZM34 69V70H33ZM85 69V70H84ZM92 69V70H91ZM111 69V70H110ZM123 69V70H122ZM149 69V70H148ZM170 69V70H169ZM197 69H199V70H202V71H198ZM227 69V70H228ZM258 69V70H257ZM12 70V71H11ZM80 70V71H79ZM97 70V71H96ZM106 70V71H105ZM115 70V71H114ZM121 72H120V71ZM139 71L140 70V73L139 72H137V73H135V75L133 76V77H131L130 78V76H132L133 74H134V72H136V71ZM176 70H177V72H176ZM189 70V71H188ZM228 70V71H229ZM238 70H241L240 72L238 71ZM261 70V71H260ZM26 71V72H25ZM86 71V73H84ZM91 71V72H90ZM99 71V72H98ZM109 71V73H107ZM117 71V72H116ZM151 71V72H150ZM166 71H168V74H167V76H170V77H168L169 79H167L166 77L167 76H165L166 75ZM257 71H260L259 73L257 72ZM262 71H263V73H262ZM43 72V73H42ZM81 72V73H80ZM88 72H90V73H88ZM156 72V73H157ZM171 74H170V73ZM173 72H176V73H173ZM179 72V73H178ZM183 72H184V76H183ZM190 72V73H189ZM215 72H218L217 73V75L218 76H215L216 74H215ZM221 72H220V74H221ZM227 72V71H226ZM229 72V73H230ZM84 73V74H83ZM88 73V74H87ZM114 73H116V74H114ZM145 73V72H144ZM150 74V75H148V74ZM155 73V74H156ZM214 73V74H213ZM262 73V74H261ZM37 74H39V75H37ZM46 74V75H45ZM108 74V75H107ZM123 74V75H122ZM124 74H125V76H124ZM12 75V76H11ZM86 75V76H85ZM113 75V76H112ZM127 75V76H126ZM154 75V74H153ZM153 75H151L152 77H154V78H156L155 77V75L153 76ZM160 75H158V78L160 77ZM178 75H182L181 77H179ZM186 75H188V76H190V80H188L189 79V77L188 76H186ZM214 75V76H213ZM241 75V76H240ZM243 75V76H242ZM19 76H22V77H19ZM89 76V77H88ZM115 76V77H114ZM117 76V77H116ZM124 76V77H123ZM129 76V77H128ZM149 77V78H152V77ZM157 76V75H156ZM162 76V75H161ZM164 76H165V78L166 79H164ZM173 76V77H172ZM175 76V77H174ZM176 76H178L179 78L177 79L176 78ZM220 76H221V78H220ZM26 77V79H24ZM39 77V78H38ZM88 77V78H87ZM107 77V78H106ZM109 77V78H108ZM172 77V78H171ZM194 77V78H193ZM10 78V79H9ZM19 78V79H18ZM77 78V79H78ZM112 78V79H111ZM118 78H119V80H118ZM176 78V79H175ZM180 78H182V79H180ZM183 78H184V80H183ZM193 78V79H192ZM224 78V79H223ZM39 79H41L40 81H39ZM100 81H99V80ZM107 79V80H106ZM108 79L110 80V81H108ZM160 79V78H159ZM172 79V80H171ZM174 79V80H173ZM195 79V80H194ZM196 79H199V80H197L196 81ZM204 79V80H205ZM226 79L227 80H232V82H227L226 81ZM237 79V80H236ZM90 81V82H92V83H90V82H88V81ZM93 80V81H92ZM98 80V81H97ZM118 80V81H117ZM133 80H131V81H133ZM161 80V81H162ZM183 81V82H180V81ZM187 81L186 83L184 82V81ZM236 80V81H235ZM86 81V82H85ZM95 81V82H94ZM207 80H205V81H203V82H206ZM233 81H235L236 83H233ZM201 82V81H200ZM27 83H28V85H27ZM95 83H96V86L98 85V87L96 88L95 87ZM98 83V84H97ZM102 83V84H101ZM192 83H194V82H192ZM258 83V84H257ZM89 84V85H88ZM91 84V85H90ZM106 84V85H107ZM12 85V86H11ZM86 85V86H85ZM92 85L94 86V87H92ZM100 85V86H99ZM103 86V87H102ZM109 85H107V87H105V89L107 88V89H110L109 87H108ZM15 87V88H14ZM35 87V88H34ZM246 87V88H245ZM254 87V88H253ZM25 88V89H24ZM29 88V89H28ZM79 88V89H78ZM88 88V89H87ZM15 90V91H13V90ZM20 89V90H19ZM25 91H27L29 94H26L27 92H25ZM31 89V90H30ZM84 89V92L82 93V90ZM256 89H257V87H256ZM32 90L34 91V92H32ZM72 90H73V92H72ZM78 90V91H77ZM88 90V91H87ZM76 91H77V94H78V96L77 95H75L76 94ZM209 91V92H208ZM12 92V93H11ZM15 92V93H14ZM16 92L18 93L17 95L19 96V98H18V96L16 95ZM23 92H25V93H23ZM30 92H32V93H35V95L32 97L31 95H33V94H31ZM75 92V93H74ZM81 92V93H80ZM11 95H10V94ZM23 93V94H22ZM225 93H226V95H225ZM229 93V94H228ZM5 94V95H4ZM21 94V95H20ZM71 94H72V96L74 97V99H73V97H72V100H71V98H68V97H70L71 96ZM14 95H16V96H14ZM26 95V96H25ZM30 95V96H29ZM57 95H59V96H57ZM86 97H85V96ZM194 95H196V94H194ZM215 95V94H214ZM213 95V96H214ZM220 95H223L222 97H219ZM230 95V96H229ZM21 96H25L24 98L23 97H21ZM56 96H57V98H59V99H57L56 98ZM75 96H77V97H75ZM93 96V97H92ZM95 96L97 97L96 99H95ZM197 96V95H196ZM210 96V99L211 100H209V97ZM230 97L229 99L228 98H226V97ZM235 96V97H234ZM15 97V98H14ZM100 97H101V99H100ZM104 98L106 97H109V96H106V95H104L103 96ZM195 96H193V97H191V98H194ZM200 97L202 98V100L200 99ZM13 98V99H12ZM20 98H21V100H20ZM77 98V99H76ZM85 98V99H84ZM103 98V99H104ZM195 98H197V97H195ZM205 98H207V100L205 99ZM18 100V102H17V100ZM25 99V100H24ZM64 99H65V101H64ZM83 99V100H82ZM87 99H89V102H86V100ZM92 99H93V101H94V106L92 105V104H90V101H92ZM99 99H100V102H99ZM200 99V100H199ZM214 99V98H213ZM225 99H227L228 101H226ZM11 100V101H10ZM24 100V101H23ZM68 100H70L71 102H72V104H70V101H68ZM186 100V99H185ZM211 101V102H206V101ZM6 101V102H5ZM97 101V102H96ZM187 101V100H186ZM200 101V102H199ZM23 104H22V103ZM54 102V103H55ZM74 102V103H73ZM84 102V103H83ZM98 102L100 103V107H102V105H103V108H105L106 106V110H102V108H101V112L99 111L100 109H96V108H98ZM119 101H117V103H118ZM199 103V105L197 104V103ZM206 102V103H205ZM14 103V104H13ZM15 103H16V106H15ZM19 103V104H18ZM58 103V102H57ZM56 103V104H57ZM65 103V104H64ZM80 103H83L84 104V106L85 105H91V106H89V108H93V107H95V105L96 104H98V105H96V107L95 108H93L92 110L91 109H89L88 108V106H85V107H87V108H85L84 107V109L85 110H87V112L88 111H91V112H88V113H86L85 112V110H83V108H82V110L83 111H80L81 110V107H83V104H80ZM85 103H87V104H85ZM103 103V104H102ZM110 103H112V102H110ZM186 103V104H185ZM191 103L193 104V103H195V106L193 107L192 105H191ZM202 103V104H201ZM210 103V104H209ZM9 104V106H11L12 104V106H14V107H9V108H11V111L13 110V113L15 112V114L13 115V113L10 111V109L8 108V105ZM18 104V105H17ZM105 104H106V106H105ZM156 104V103H155ZM188 104V105H187ZM209 104V105H208ZM22 105V106H21ZM81 107H80V106ZM111 105V106H110ZM115 105V104H114ZM173 105H175V103L173 104ZM176 105H178V104H176ZM187 105V106H186ZM194 105V104H193ZM199 106V107H196V106ZM203 105V106H202ZM211 105H213L212 107H211ZM218 105V106H217ZM61 106V105H60ZM109 106L110 107H112V110H111V108L109 109ZM141 106V105H140ZM154 106V107H153ZM190 106V107H189ZM200 106H202V107H200ZM20 107H22L23 108V110L22 111H20L18 108H20ZM79 107V108H78ZM99 107V108H100ZM120 107V106H119ZM157 107V108H156ZM159 107H161V108H159ZM169 107V108H168ZM175 107V108H174ZM181 107V108H180ZM191 107H193V108H191ZM210 107V108H209ZM6 108V109H5ZM17 108V109H16ZM46 108V107H45ZM52 108V107H51ZM168 108V109H167ZM191 108V109H190ZM198 108V109H197ZM202 110H200V109ZM248 108V109H250L248 112H250L249 114H248V112L247 111H245L246 109ZM44 109V108H43ZM43 109H40V113L41 114H44V113H46L47 111L45 110H43ZM46 109H48V108H46ZM63 109V108H62ZM74 109V110H73ZM97 111V113L99 112V113H102V114H97L96 113V111ZM107 109H108V111H107ZM156 109H158L157 111H156ZM197 109V110H196ZM210 109V110H209ZM240 109V110H239ZM241 109H243V110H241ZM4 110V111H3ZM206 110H209V111H207L206 112ZM232 112H230V111ZM235 110V111H234ZM18 111V112H17ZM78 111H80V112H78ZM94 111H95V113H94ZM105 111V112H104ZM109 111H110V115H109ZM111 111L113 112V114L111 113ZM115 111H117V113L115 114L114 112ZM226 111V112H225ZM2 112H4V114H2ZM8 112V113H7ZM11 112V113H10ZM85 112V114H86V116L85 115H82V116H79L80 114H82V113H84ZM106 112H108L107 113V115L109 116V118L106 116V115H104V113L106 114ZM201 112H203V113H201ZM225 112V113H224ZM227 112H229L228 113V115H227ZM243 112V113H242ZM245 112V113H244ZM7 114V120H10L9 122H7L6 123V117H5V115ZM78 113V114H77ZM92 113V115H90ZM205 113H207V114H205ZM221 113V114H220ZM237 113L239 114V113H241V114H239V118L237 117V116H235V115H237ZM247 113V114H246ZM93 114H95V115H97L96 117H95V115H93ZM201 114H203V119L205 118V116H206V119H208V117H210L209 119H208V125L206 124L207 123V120H206V122H205V120L203 121V119H202V117H199V116H201ZM224 114V115H223ZM233 114V115H232ZM235 114V115H234ZM113 115V119H112V121H110L111 120V117L110 116H112ZM231 115V116H230ZM247 115H254L253 116V119H252V116H247ZM11 116V118L13 119V122H12V119L10 118L9 119V117ZM16 116H17V118H16ZM77 116V117H76ZM115 117V119H117V118H119V117ZM215 116H218L219 117V120H217L218 119V117H215ZM228 116V117H227ZM235 116V117H234ZM14 117V118H13ZM93 117H95V118H93ZM220 117H222V119H220ZM233 117V118H232ZM242 117H246V118H242ZM2 118H3V120L5 121H3L2 120ZM16 118V119H15ZM82 118H86V120L84 119H82ZM199 120H198V119ZM212 118L214 119V122H213V120H212ZM217 118V119H216ZM227 118H229L228 119V121L230 122H228L227 121ZM235 118V119H234ZM237 118V119H236ZM251 118V119H250ZM17 119H19V120H17ZM88 119V120H87ZM90 119V120H89ZM108 119H109V122H108ZM225 119V120H224ZM240 119V120H239ZM244 119V120H243ZM79 120H80V122H79ZM95 120H96V122H95ZM212 120V121H211ZM224 120V121H223ZM231 120V121H230ZM233 120V121H232ZM235 120V121H234ZM247 120V122H245L244 123V121H246ZM252 120H253V122H252ZM18 121V122H17ZM207 125H204V123ZM228 122L229 123V126H230V124L232 125V127L231 128H228V127H226L225 126V123L224 122ZM236 121H238V122H236ZM241 121H242V123H241ZM15 122V123H14ZM95 122V123H94ZM209 122L211 123L210 125H209ZM217 122V123H216ZM220 122V123H219ZM223 122V123H222ZM234 122V123H233ZM251 122L252 123H254V124H252L251 125ZM12 123V124H11ZM20 123V125H17V124H19ZM91 123H92V125L94 124V126H91ZM221 123L223 124V126H221ZM15 124V125H14ZM106 124V125H105ZM217 124H218V126H217ZM220 124V125H219ZM238 124V125H237ZM17 125V126H16ZM213 127H212V126ZM244 125V126H243ZM258 125V126H257ZM100 126H99V128H97V129H102V128H100ZM171 127V128H170ZM193 127V128H192ZM258 127V128H257ZM259 127H260V129H259ZM95 128V129H96ZM161 128H163V129H161ZM203 128V129H202ZM212 128H214V129H212ZM216 128V129H215ZM219 128V129H220ZM256 130H255V129ZM94 129V130H95ZM161 129V130H160ZM180 129V130H179ZM211 129V130H210ZM227 129V130H226ZM186 131V132H183L182 133V131ZM197 130H199L198 132H197ZM204 130L207 132V131H209L210 130V133L209 132H207V133H202V132H204ZM231 130H233L232 132H231ZM256 132H255V131ZM258 130V131H257ZM261 130V131H260ZM171 131H173V132H171ZM211 131H213V133H211ZM131 132H133V130L131 131H129L128 133H130L131 134ZM177 132H179V133H177ZM190 132V133H189ZM196 132V133H195ZM218 132V133H219ZM235 132V133H234ZM249 132H251L252 134H255V136L257 137V139H259V142H257V143H255V145H254V142L253 141H250V142H252L251 144H250V142L249 141H245L244 140V142H243V137L244 136H246V135H248L249 134ZM255 132V133H254ZM258 132V133H257ZM262 132H263V134H262ZM159 133V134H158ZM181 133V134H180ZM186 133V134H185ZM189 133V134H188ZM210 135H209V134ZM232 133V134H231ZM261 133V134H260ZM171 134H169L170 136H171ZM178 134H180V136H178ZM260 134V135H259ZM5 135H6V137L7 138H4V140L2 141L1 140V147H3V149H5V147H6V149H5V154H7V155H9L10 157L13 155H15L16 154V145H17V142L21 139V136H18V135H8V133H5ZM57 135H62V128L59 130V133L57 134ZM127 135H129V134H127ZM235 135H236V139L237 140H235ZM259 135V136H258ZM8 136L10 137V136H12V138L10 137V139H8ZM168 136V135H167ZM210 136V138H212ZM223 136H224V134H223ZM222 136V137H223ZM224 136V137H225ZM238 136H239V138H238ZM81 137V136H80ZM201 137V136H200ZM214 137V136H213ZM232 137H234V138H232ZM259 137H261V138H259ZM17 138V139H16ZM216 138V137H215ZM241 138V139H240ZM263 138V139H262ZM13 139L15 140L16 139V141H13ZM262 139V140H261ZM8 140V141H7ZM234 141H235V144H234ZM261 141V142H260ZM249 142V143H248ZM63 143H66V142H63ZM93 143H94V145L93 146H95L96 145V143H95V141H93ZM260 143V144H259ZM231 145V146H228V145ZM243 144V145H242ZM250 144V145H249ZM257 144V145H256ZM251 145L253 146V148H251ZM13 146L15 147V148H13ZM246 146H248V148L246 147ZM259 146V147H258ZM232 147H234L233 148V150H232ZM236 147V148H235ZM256 148V149H255ZM247 149V153L245 152V150ZM15 151V152H14ZM35 151H37V146L34 148V150H33V153L35 152ZM244 151V152H243ZM249 151V152H248ZM229 152V153H228ZM32 153V154H33ZM246 153V154H245ZM31 154V155H32ZM237 155V156H236ZM246 155V156H245ZM146 156V155H145ZM236 156V157H235ZM31 157V156H30ZM227 158V159H226ZM141 159H143V158H141ZM144 160V159H143ZM205 160H206V158H205ZM208 160V159H207ZM206 160V161H207ZM245 160V161H244ZM250 159H249V157H248V161H249ZM44 161V162H43ZM165 161H168V160H165ZM210 162V161H209ZM209 162H207V163H209ZM225 162H226V164H225ZM37 163V164H36ZM56 163H58V161L56 162ZM96 163H97V161H96ZM206 162H205V164H207ZM35 164V165H34ZM48 164V162L46 163L45 162V160L44 159H42V158H39V159H35V162L33 163V165H31V166H29V167H27V169H26V176L24 177V179H25V181L28 179V181H30V180H34L35 179V181L37 180V179H39V177H40V175L41 174H45L46 172H48V170H49V167H50V165H47ZM55 164V163H54ZM54 164H52V165H54ZM169 164V163H168ZM210 164V163H209ZM246 164L247 165H249V166H246ZM216 165H213V171H214V167H215ZM220 166V165H219ZM163 167H165V166H163ZM166 167H168L167 165H166ZM205 167H209V166H205ZM204 167V168H205ZM217 168H219L218 166H216ZM215 167V168H216ZM250 169H249V168ZM252 167V168H251ZM263 169H262V168ZM144 168V167H143ZM146 168V167H145ZM149 168V167H148ZM147 168V169H148ZM216 168V169H217ZM261 168V169H260ZM157 169H159V167H157ZM216 169H215V171H216ZM251 169L253 170L252 172H251ZM256 169V170H255ZM259 169V170H258ZM146 170V169H145ZM209 170H212L210 167H209ZM255 170V171H254ZM258 171V172H257ZM249 173H251V174H249ZM253 173V174H252ZM255 174H257V175H255ZM250 175V176H249ZM253 175V176H252ZM256 176V177H255ZM259 176H260V178H259ZM245 177V178H244ZM262 177V178H261ZM254 178H255V180H254ZM224 180V181H225ZM252 181V182H251ZM256 182V183H254V182ZM225 184V183H224ZM102 188V187H101ZM103 189V188H102ZM232 191H234V190H232ZM231 191V192H232ZM82 192V191H81Z\"/></svg>", "mask_w": 264, "mask_h": 264}, {"label": "crops", "instance_id": "0c3cea01", "mask_svg": "<svg viewBox=\"0 0 264 264\" xmlns=\"http://www.w3.org/2000/svg\"><path fill=\"white\" fill-rule=\"evenodd\" d=\"M3 3H6L8 0H1ZM60 1H65V0H60ZM127 1H129V0H105V2H104V8H105V10L103 11V13H104V15H105V13H106V16L107 17H103V24H104V26H105V28H107V29H110V28H113V23H115V25H114V28L116 27V29H117V31H116V34L118 35H120V37L121 38H125V37H127V35H126V31H127V28H126V25H125V22H126V19H127V17L126 18H124L125 17V11H123L124 9H128V6L129 5H131L132 4V1H129L128 2V4H127ZM137 1V0H136ZM119 3V6H120V8H121V10H122V12H123V15L121 14H116L118 11H117V9H116V7H117V4ZM116 15H118L119 17H116ZM14 17V15H10V14H7V13H4V10L2 11V12H0V31H2V33L0 32V62H1V66H0V68H6V63L7 62H9V61H5V57H3V55L5 54V52L7 51V49H8V46H7V44L9 43V38L10 37H12V36H15V35H20L22 38H25V39H27V37L25 36V33L26 34H28V35H30L32 38H33V36H34V34H31V33H33L34 31H32V30H26V29H20V28H17L15 25H14V23H15V19L13 18ZM36 18V19H35ZM39 18V14H35L34 15V20L36 21V22H48L47 24H46V26L47 27H49V28H47L46 29V33H47V35H45V37L47 38V39H49L48 40V42H46L47 44L48 43H52L54 46H57V47H55L53 50H54V52H53V50L52 51H47V52H49L48 54H47V52L46 51H44V50H41V47L39 48V47H37V46H32V48L34 47L35 49H32V50H36L35 51V55H37V53H38V55L40 56V55H42V54H44L45 52V54L44 55H42V58L40 57L39 59H33L34 61H33V63L35 64H37V63H40V62H43V61H45V59L47 58L48 59V56H45V55H50V53L53 55V54H65L66 53V47L65 46H67V43H66V40H67V34H65V32L62 30V29H60V28H58L59 27V25H58V19L56 18V17H54V16H51V17H49L48 19H38ZM55 26H58V27H56V28H53V27H55ZM6 27V28H5ZM2 29V30H1ZM119 30V31H118ZM20 31V32H19ZM53 31H54V33H53ZM24 32V33H23ZM63 33V34H62ZM223 33V35H224V42H225V46L221 49V50H219V51H215L213 54L212 53H210L209 54V56L210 57H207V58H209V60H210V62L213 60V59H215L216 57H217V54H219V53H221V51H224L225 49H228L229 48V34L227 33V32H222ZM93 34H95V33H93ZM57 35V36H56ZM89 36H93L92 35V31L89 33ZM57 37V38H56ZM53 38H54V40H53ZM55 39H56V41H55ZM28 41H29V39H27ZM26 40V41H27ZM27 41V42H28ZM3 42V43H2ZM29 43H31L32 44V42L31 41H29ZM51 44V45H52ZM59 47V48H58ZM56 50V51H55ZM34 51H33V53H34ZM39 51V52H38ZM41 52V53H40ZM170 54L172 55V59L174 60V57H175V59L177 58V57H180L181 55L180 54H175V55H173L174 54V51H170ZM212 54V55H211ZM46 59V60H47ZM180 62V61H179ZM184 62V61H183ZM56 67H54V69L51 67V69H53L54 71L56 70L55 69ZM58 68V67H57ZM62 68V69H61ZM61 68H59L60 69V71L58 70V72H63V70L64 71H67L68 70V68H67V70H65V68H63V67H61ZM47 69V68H46ZM70 69V68H69ZM47 70H49V69H47ZM46 70V71H47ZM74 70V69H73ZM49 72H51V71H49ZM49 72H48V76L50 77L51 75H49ZM58 72L57 71H55V73H57L58 74ZM64 73V72H63ZM63 73H60L59 75H57V74H54V77H56V78H54V79H57V78H59V79H57L56 81H54L53 82V84L56 82H60V81H62L65 77L62 75L61 76V74H63ZM72 73H74L73 71H72ZM51 74V73H50ZM70 75H72V78L73 77H75L73 74H70ZM52 77V76H51ZM77 77V76H76ZM75 77V78H76ZM78 78V77H77ZM76 78V79H77ZM143 78H145V77H143ZM142 78V79H143ZM156 78H158V77H156ZM156 78H154V77H152V78H150V83L151 82H153V83H161V84H164V82L163 81H158V80H156ZM62 79V80H61ZM79 79V78H78ZM142 79H140V80H142ZM148 79V78H147ZM70 80V79H69ZM69 80H68V82L67 83H69ZM71 80H74V79H71ZM70 80V81H71ZM137 80V79H136ZM139 80V81H140ZM145 79H143L142 81H144ZM138 81V80H137ZM47 82H49V83H47ZM75 82H78V86H80V85H83V84H81L82 82L81 81H79V80H76ZM75 82H74V84H72V83H69V85H74L75 86ZM129 82H131V81H127V82H121V83H117V85H125V84H128ZM133 82V81H132ZM131 82V83H132ZM39 82H32V83H29V84H31V85H35V87H36V89L38 88L37 86H39V88L40 87H42L43 85H44V83H42L41 84V86H40V83L38 84ZM55 83V84H56ZM80 83V84H79ZM114 83H116V82H114ZM114 83H112V82H110L109 83V85H114ZM169 82H165V84H168ZM28 84V83H27ZM46 84L48 85V84H52V82H50V81H46ZM45 84V85H46ZM58 84V83H57ZM130 84V83H129ZM171 84H172V82H171ZM44 85V86H45ZM59 86L60 85H58V87H57V91H58V89H59ZM70 87H67V89H69ZM74 87L72 86V89H73ZM42 89V88H41ZM62 89V88H61ZM71 89V88H70ZM38 90V89H37ZM37 90H36V92H37ZM40 90V89H39ZM38 90V91H39ZM63 91L65 90V89H62ZM106 90V89H105ZM104 90V91H105ZM62 91H60V89H59V93H61ZM65 92V91H64ZM101 92H103V90L101 91ZM106 92V91H105ZM56 93V92H55ZM54 93V94H55ZM58 93V94H59ZM81 93V92H80ZM37 94H39V93H37ZM63 93H61V95H62ZM104 94V93H103ZM106 94V93H105ZM53 95V94H52ZM56 95V94H55ZM64 95V94H63ZM96 95V94H95ZM106 96H107V94H106ZM109 97H110V95H108ZM163 97H165L166 95H162ZM170 96V95H169ZM168 96V97H169ZM38 97V96H37ZM36 97V98H37ZM41 97H44V96H41ZM166 98V100H168V101H170L169 100V98ZM36 98H33V99H35V100H33L32 101V104L31 103H29L28 105H27V107H28V109L30 108V106H33V107H35L36 108V112H39L40 113V111H39V109H41V106H43L44 107V105H46V107H47V104L45 103V100H37ZM112 98V97H111ZM114 98L115 99H118L119 97H115L114 96ZM44 99H46L47 100V97L45 96V98ZM49 99H54V95L51 97V98H49ZM170 99H172V98H170ZM174 99V98H173ZM105 100V99H104ZM164 100V99H163ZM162 99L160 100V102L161 101H163ZM27 101V100H26ZM39 101H41V102H39ZM55 101V100H54ZM35 105V106H34ZM41 105V106H40ZM26 106V105H25ZM24 106V110H23V108H22V110L23 111H25V109L27 108V107H25ZM37 106H39L40 108L37 110ZM42 107V108H43ZM45 108V107H44ZM27 109V110H28ZM48 109H49V107H48ZM21 110V111H22ZM27 110H26V113H27ZM30 110H31V108H30ZM74 110V109H73ZM23 115L25 114V113H22ZM65 114H69V115H71V116H69V118H75L74 116H73V114L72 113H70V111L69 112H63V111H61L60 110V112H57L55 115H57L58 116V118L57 119H55V121H52V123H54L53 125H39V126H36L34 129H32L29 133L30 134H32V135H35V136H41V135H43V134H46V132H48L49 130H52V129H58L57 131L59 132V130L62 128V133H64V134H66V135H69V134H72V133H74V135H76V137H84L85 138V136H83L84 134H93L94 132H97V130L95 129H90V128H88L89 129V131H87V132H84V131H82L81 129H80V127H78V125H80V124H82V123H78V121L76 122L77 123V125L76 124H74V125H72V124H66L65 122H63V120H62V118L64 117V115ZM22 115V117H24ZM169 116H171V114L169 115ZM76 119V118H75ZM57 120H61V121H59V123H58V121ZM77 120V119H76ZM55 122H57V123H55ZM68 125V126H67ZM53 126H56V127H53ZM85 127V126H84ZM148 127H151V125H149ZM8 128H11V126L10 125H1L0 124V130H5V129H8ZM69 128V129H68ZM66 129V130H65ZM149 129H151V128H149ZM1 132V131H0ZM38 133H41V134H38ZM45 142H43L42 141V139H41V137L39 138V139H37V140H35L33 143H32V145L33 146H35L36 147V145L37 144H39L38 145V148H37V151L40 149L41 150V148L43 147V144H44ZM34 147V148H35ZM37 151H35V152H37ZM33 154H35V153H33ZM45 160V159H44ZM27 162H30V161H33V157L31 156L29 159H27L26 160ZM25 174V173H24ZM25 176H26V174H25ZM25 180V179H24ZM35 180V179H34ZM34 180H30V182H32V181H34ZM26 188H27V186H26Z\"/></svg>", "mask_w": 264, "mask_h": 264}]
</instances>
